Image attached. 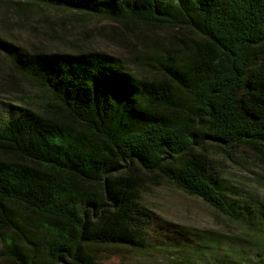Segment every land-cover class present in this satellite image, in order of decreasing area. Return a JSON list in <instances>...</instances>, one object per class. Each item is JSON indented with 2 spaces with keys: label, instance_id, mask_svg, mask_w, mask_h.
<instances>
[{
  "label": "trees",
  "instance_id": "trees-1",
  "mask_svg": "<svg viewBox=\"0 0 264 264\" xmlns=\"http://www.w3.org/2000/svg\"><path fill=\"white\" fill-rule=\"evenodd\" d=\"M0 2L65 19L54 48L0 35L13 97L0 101V261L104 264L105 252L147 249L151 186L264 231V203L230 196L220 166L264 163V0Z\"/></svg>",
  "mask_w": 264,
  "mask_h": 264
},
{
  "label": "rangeland",
  "instance_id": "rangeland-1",
  "mask_svg": "<svg viewBox=\"0 0 264 264\" xmlns=\"http://www.w3.org/2000/svg\"><path fill=\"white\" fill-rule=\"evenodd\" d=\"M18 8V7H17ZM8 2H0V35L19 46L60 45L63 14L57 10L37 13L17 10ZM56 29V30H55ZM55 30V31H54ZM68 35V33H65ZM72 37L91 41L99 51L121 52L98 31H75ZM10 71L0 57V82L10 80ZM0 101L12 103V95ZM3 95V96H2ZM221 171L231 184L230 196L240 201L244 196H256L264 203V163L257 157H239L221 161ZM145 204L154 213L152 244L147 249L105 252L104 264H214L227 255L238 264H252L264 259V231L232 221L204 200L191 196L171 185L148 187ZM1 247V243H0ZM0 264H7L0 261Z\"/></svg>",
  "mask_w": 264,
  "mask_h": 264
}]
</instances>
